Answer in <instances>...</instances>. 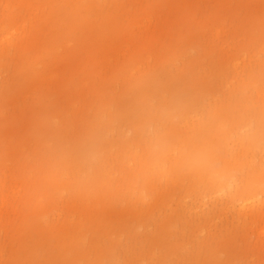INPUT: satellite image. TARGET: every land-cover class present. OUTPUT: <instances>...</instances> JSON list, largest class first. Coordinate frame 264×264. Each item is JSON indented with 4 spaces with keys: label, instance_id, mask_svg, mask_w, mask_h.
<instances>
[{
    "label": "rangeland",
    "instance_id": "1",
    "mask_svg": "<svg viewBox=\"0 0 264 264\" xmlns=\"http://www.w3.org/2000/svg\"><path fill=\"white\" fill-rule=\"evenodd\" d=\"M0 264H264V0H0Z\"/></svg>",
    "mask_w": 264,
    "mask_h": 264
}]
</instances>
